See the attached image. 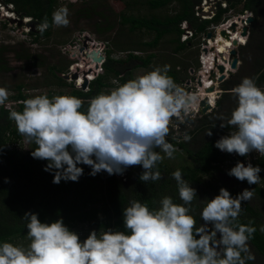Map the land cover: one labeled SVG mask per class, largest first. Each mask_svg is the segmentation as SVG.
Wrapping results in <instances>:
<instances>
[{"label": "clouds", "instance_id": "clouds-1", "mask_svg": "<svg viewBox=\"0 0 264 264\" xmlns=\"http://www.w3.org/2000/svg\"><path fill=\"white\" fill-rule=\"evenodd\" d=\"M0 8L7 18H15L12 5L1 1ZM68 17V8L61 6L53 12L51 23L67 27ZM23 20L33 22L31 17ZM49 26L45 17L37 26L38 31L43 33ZM105 57L106 51L104 61ZM168 71L167 65L155 67L108 92H101L90 98L86 109L84 101L76 96L35 95L23 101L22 111H10L9 119L15 122L17 132L36 146L31 156L48 162L45 171L55 170L53 183L58 184L62 179L78 181L83 174L79 164L89 166L92 176L102 170L109 175H122L128 167L142 166L139 179L155 182L162 178L158 163L175 158L177 148L168 141L171 130H178V123L188 124L200 109V97L178 85ZM231 94L236 98V107L229 117L221 115L218 119L221 128L235 130L218 139L214 146L229 154L246 157L256 152L264 157V88L256 84L254 77H244L231 89ZM10 95L7 88L0 87V106L5 105ZM205 135L212 133L209 130ZM173 139L177 143L190 142L191 136L185 131L182 141L177 136ZM260 172L258 165L238 161L227 175L255 185L261 180ZM172 178L182 204L164 196L157 208L150 209L147 204L132 200L123 209L126 231H91L83 241L62 219L42 223L36 213L25 212L21 219L26 221L29 243L26 246L0 243V264H246L254 261L248 241L256 228L252 221L247 225L236 223L242 203L252 200L254 191L246 188L233 197L221 188L211 200H200L203 207L199 215L203 223L197 225L191 214L196 190L183 179L180 169L172 173ZM260 231L264 232V226Z\"/></svg>", "mask_w": 264, "mask_h": 264}, {"label": "trees", "instance_id": "trees-1", "mask_svg": "<svg viewBox=\"0 0 264 264\" xmlns=\"http://www.w3.org/2000/svg\"><path fill=\"white\" fill-rule=\"evenodd\" d=\"M1 1L4 4L12 5L14 12L19 14L18 16L31 17L33 27H37L47 17L50 26L42 34L45 36L49 35L56 0ZM171 1L177 0H147L146 4L149 8L156 9L165 7ZM225 1L227 2V8H218L216 14L211 19H204L202 21H198L194 15V8L201 0L183 2L182 9L176 15L165 17L164 19L155 16L140 18L123 16L122 20L130 23L131 30L144 28L155 32V37L152 41L145 43L148 47L155 46L164 34L176 33L177 37L175 41L177 42V48L175 50L177 51L190 40L187 42L179 41L182 32L179 24L183 20H186L190 24L196 34L198 32L205 33L209 24L219 23L223 14L231 8H237L241 5L240 12H252L254 21H256L257 15L264 6V0ZM34 24L36 25L34 26ZM248 31L250 33L248 44L250 45L251 38L256 31L253 24H251ZM36 32L40 31L37 29ZM244 42L246 40L243 39L240 44ZM248 44L243 50L249 47ZM106 52L108 55H106L105 61L102 63L103 73L95 77V74H91V71L95 72L97 67L88 70L90 79L94 78L88 84V90L84 92L79 89H73L68 92V94L81 98L84 101V109L87 108L90 98L104 92L106 90L104 88L110 85L107 81L108 77L118 78L120 84H123L130 79H134L131 73L132 68L147 67L154 57V53H148L146 56L141 57L130 52L125 58L115 59L110 56L109 51ZM135 59L139 63L134 64L133 67L129 62ZM81 65L85 66V64ZM84 68L87 69V67ZM263 69L264 66L256 72L254 77L256 84L261 88H264ZM167 74L176 83L178 80L184 79L174 69L168 71ZM234 76L232 77L234 78ZM56 80L60 84H66L60 76H56ZM239 83L232 82L231 79L226 80L222 83V89L231 91ZM23 86L17 87V94L11 98L12 100L16 101L24 98L21 93ZM53 94L54 96L56 95L54 92ZM47 96L51 98L53 95L47 94ZM219 105L220 103H217V106ZM14 110L22 111L23 105L18 106ZM9 112V110L0 106V243L5 241L12 243L13 240L26 236L28 231L26 221L21 219L25 212L36 213L42 223H51L57 219H62L69 230L77 225H86L93 231L100 233L109 229L113 231H126L123 226V209L130 206V201L132 200L147 204L150 209L157 208L159 200L164 196L172 197L174 203H183L179 199L176 181L172 178V173L177 169L172 170L162 163H158L157 165L162 178L155 182L149 181L145 183L139 179L143 172L142 166L128 167L125 173L126 180H122L116 174L109 175L103 170L92 176L89 174L91 172L89 166L79 164L77 166L83 169V174L78 178V181L73 182L62 179L58 184L53 183L55 170L45 171L44 169L48 162L34 159L31 156L32 150L36 147L34 144L28 143L26 152L11 148L9 138L13 137L14 140H17L21 139V135L17 132L15 122L9 119ZM189 122L195 124V127L190 129V126L186 124L181 126V130L183 133L187 131L191 139L197 138L205 131H212L210 138L200 148L191 150L185 142L177 143V140L173 139V136H175L173 130H171L168 136V141L176 148L183 149L189 159L192 160L191 166L179 169L182 172L183 179L196 190L197 198L192 202L191 208L193 211L191 214L196 218L197 225H199L200 215L196 212L200 210L201 206L203 207L200 200H211L219 194V190L221 189V187L201 182L200 176H208L214 174L216 171H220V165L230 158L231 154L227 153L223 155L214 144L222 136L229 135L230 131H234L235 129L229 127L221 128L220 124L210 120V115H204L199 121L189 120ZM182 136H177V139L182 141ZM257 165L261 168L259 175L264 185V157L256 162L255 166ZM241 182L249 186L264 202V187H260L257 184L249 185L247 181ZM226 190L233 197L241 193L238 189ZM241 207L242 211L236 223L247 225L249 221L253 222L252 226L256 228V232L248 243L264 262V235L259 230L261 213H258L248 201L243 202ZM246 264L253 263L247 261Z\"/></svg>", "mask_w": 264, "mask_h": 264}, {"label": "rangeland", "instance_id": "rangeland-1", "mask_svg": "<svg viewBox=\"0 0 264 264\" xmlns=\"http://www.w3.org/2000/svg\"><path fill=\"white\" fill-rule=\"evenodd\" d=\"M146 1L147 0H56L54 11L61 6H66L69 10L68 18L70 23L67 27H56L52 25L50 33L47 36L41 32H36L38 28L33 27L31 23L27 25L23 17H17L19 15L17 13H14V19L7 18L4 16L6 13L0 8V49H2L0 51V87L7 88L11 93L8 101H11V98L16 96L17 87L22 85H24L22 91L25 94L28 93L31 95H35L39 92L47 93L49 91L54 92L56 95H70L68 92L73 89L81 90L83 87H77L73 78L67 79L63 77L61 73H66V71L69 70V65L73 63H77L74 65L76 70H78V66H81V68L83 67L81 64H85L84 67H87L88 70L97 67L91 66L81 55L82 50L93 45L91 44L94 43L93 41L104 43L106 47L105 51H109L108 53H110V56L115 59L125 58L129 51L141 57L146 56L148 53H154V57L147 67L132 68L131 73L133 78L143 75L153 70L155 67H163L164 65L169 66V71L174 69V65H179L183 69H186V67L191 64H195L196 66V56L200 52L199 46L205 42L203 41V37L205 38L206 36L202 35L203 32H198L184 47L177 51L175 50V48H177V42L175 41L177 37L176 33L164 34L155 46L148 47L145 43L152 41L155 37V32L148 31L144 28L131 30L130 23L122 20L123 16L135 18L155 16L160 19L174 16L182 9L183 2H187L188 0L171 1L165 7L156 9L149 8ZM230 10L231 13H228ZM230 10H228L223 17L231 14L242 15L240 12L241 5L237 8H231ZM252 24L254 28H256V31L251 38V44H248L249 47L244 50V47L236 49V51L239 52V57L242 62L240 68L242 67V69H239L241 70L239 72L233 70L237 73H233L235 74L234 78L232 77L233 74L229 77L232 82H241L244 77H254L256 72L263 67L264 6L257 15V20ZM35 25L36 24H34V26ZM250 26L251 25H248V30ZM31 32L33 33L31 34ZM243 39L244 38L239 39V43H241ZM96 45L98 46L99 44ZM65 47H76L77 50L74 52V55H71L69 51L64 50ZM93 47H91V51ZM230 50H232V47ZM87 52H89V50H87ZM106 55H108L107 52ZM129 63L133 66L139 62L135 59L131 60ZM52 67L56 69L54 70ZM84 67L82 68L83 72H81L79 76L86 74ZM101 73H103V71ZM180 74L183 78L187 75L183 72H180ZM56 76L62 77V80L65 81L66 84H60V82L56 80ZM107 81L110 85L104 88L106 89L104 92H108L120 84L118 78L111 76L108 77ZM113 81H117L118 84L113 83ZM179 81L180 80H178V82ZM83 89L86 90L85 87ZM236 104V98H232L227 102L225 101L221 109L220 107L218 109L216 108L209 114L210 120L220 124L218 118L221 115L225 118L229 117L231 111L236 107ZM12 109H14V107H12ZM200 119L201 118L196 117L189 120L199 121ZM189 125L190 129L195 127V124L191 122H189L187 126ZM208 131L201 133L195 139H191L190 142H185L188 148L191 150L200 148L203 143L210 138V136L205 135ZM20 138L21 139L14 140L13 137H10V146L12 149L16 148L26 152L28 149V142L24 137L21 136ZM156 151H159V149H156ZM174 157V159L165 158L161 163L172 170L192 165V160L189 159L187 153L183 149L177 147ZM220 166V171H216L212 175L200 176V181L205 184H212V186L224 187L228 190L238 189L240 192L246 188L251 189L235 177L227 175L228 170L232 167H230L226 161ZM257 185L264 187L262 180H260ZM248 202L258 213H261L259 222L260 230V228L264 226V202L255 192L253 199ZM201 210L202 206L196 213L199 214ZM202 223L203 221L200 219L199 224ZM70 231L77 233L81 241H83L93 230L86 225H77L71 228ZM261 233L264 235V232ZM12 243L26 246L29 241L27 236H24L13 240ZM249 248L251 253L255 256V260L250 262L253 264H264L250 244Z\"/></svg>", "mask_w": 264, "mask_h": 264}, {"label": "built area", "instance_id": "built-area-1", "mask_svg": "<svg viewBox=\"0 0 264 264\" xmlns=\"http://www.w3.org/2000/svg\"><path fill=\"white\" fill-rule=\"evenodd\" d=\"M218 8H227V2L225 0H201V2L195 6L194 8V15L195 17H197L198 21H202L204 19H211L215 14L216 11L218 10ZM228 12V11H227ZM226 12V13H227ZM245 12V14H244ZM242 15H235V14H231L228 15L226 17L221 18L220 22L217 24H211L210 26H207V30L205 33H202V35L206 36L207 32H212L213 36H215L220 30L225 29L227 30L228 33H231L230 31V26L232 23H236V31L237 29L240 30V34L242 32V28L245 26H248L245 22V20L248 17H253V14L251 12H247L244 11ZM231 13V10L228 12ZM225 14V13H224ZM223 14V15H224ZM180 29L182 30L181 34H180V42H187L189 39H192L195 35L196 32L195 30L190 26V24L186 21L183 20L180 24H179ZM212 36V37H213ZM211 37V38H212ZM211 38H207V37H203V42L199 47H200V52L199 54L196 56V66L195 64H191L189 66L186 67V69H183L182 67H180L179 65H177L175 68L176 70H180L181 72L183 71V73H186L187 75L185 76L184 79L180 80L179 82H177L178 85H180L181 87H183L186 91H188L189 93H195L200 97V102L203 101L206 98V93H204L205 88L203 87V84H201L203 82V79H208V85H210V83H214L213 86V90L212 92H219V98L217 99V101L215 102V104H211L210 101V105H211V109H209L207 111V113L211 114L217 107V103L218 100L221 97L222 94V90L220 89V85L222 84L221 81H219L220 78V73L216 68V65H219L220 63H218L217 61L218 58L214 57V54L212 52H210L209 50V40ZM230 38V37H229ZM244 39H246V42L242 43V44H238V48L239 47H245L248 44L249 41V35H247L246 37H243ZM94 43H91L93 45H91V47H93V50H96L98 52V55H105V44L100 42L97 43L95 41H93ZM96 44H99L98 46ZM91 47H87L84 50H82L81 55L83 57L85 56V52L86 49L90 50ZM76 47H65L64 50H67L71 53V55H74V49ZM227 55V59L225 60V65H224V73L226 74V78H228L230 76L231 73H233V69L231 68V63H230V59H229V54ZM214 58V60H213ZM104 59H102L101 61L98 62L96 71L93 72L91 71V74H95L94 76H96L97 74L101 73L103 71L102 69V63H103ZM215 63V65H213V67H211V62ZM81 62V61H80ZM79 62V63H80ZM192 63V62H190ZM77 63H73L71 65H69L68 67V71H66V73H61L63 77H65V75H68L69 79H72V76L74 74H77L79 76V74L81 72H83L81 66L78 67V71H76V68L74 67V65ZM241 64V61L239 62V65ZM222 65V64H221ZM213 72L214 76L212 77L210 75V73ZM204 74L207 75V78H204ZM78 76L74 79H78ZM90 79H88V83H89ZM200 81V84H199ZM77 87H81V84H75ZM24 87V86H23ZM23 89H21V93L24 96V98L22 99H18V100H11V101H7L5 103V105H3L4 109L12 111L15 108H17L20 105H23V101L25 99L31 98L32 96L35 95H41V94H53L52 91H49L47 93H43V92H39L36 93L35 95H31L28 93H24L22 91ZM88 90V85H86V90ZM82 91H84V89H82ZM84 91V92H85ZM52 96V97H53ZM210 100V98H208ZM12 107H14V109H12ZM207 113H203V109L200 106V109L197 113L194 114L193 117H191L190 119L199 117L202 118L204 115H207ZM178 123V122H177ZM184 124H180L178 123V130L177 129H173L175 132V136H182L183 132L181 130V126ZM177 131L179 133V135H177ZM223 155H226L227 152H222L220 151ZM262 157L259 156L256 152H252L250 153L248 156L244 157V156H239L235 153L231 154L230 158L227 159L226 163H228V165L230 167H234L235 164L239 161L244 163L245 165H247V163H251L253 166H255L256 162H258ZM126 170L124 171V173L122 175L120 174H116L119 178H121L122 180H126V176H125Z\"/></svg>", "mask_w": 264, "mask_h": 264}, {"label": "bare ground", "instance_id": "bare-ground-1", "mask_svg": "<svg viewBox=\"0 0 264 264\" xmlns=\"http://www.w3.org/2000/svg\"><path fill=\"white\" fill-rule=\"evenodd\" d=\"M228 34L230 37L229 39H226L225 37L221 36L220 32H218L215 36H213L209 40V45H210L209 51L214 54V57L218 58L219 61H217V62L218 63L221 62L220 64H222L223 66L226 64L225 63V60L227 59L226 54H229L231 47H232V49L235 48V46L233 45L232 42L236 41L237 44H240L239 39L243 38L240 34L239 29H237V31L235 30V32H231ZM240 37H242V38H240ZM90 51H91V49L89 50V52H87V50H86V52H85L86 57L82 56V58L86 59L87 63H90L91 66L95 67L98 65V62L94 61V59L91 57V55L87 56V54L91 53ZM213 60H214V58H213ZM210 64H211V67H213V65H215L214 61H213V63L211 62ZM76 71H78V70H76ZM85 71H86L85 72L86 74H82L81 76H78V79H76V84H78V85L81 84V86H82L88 79H90V73H89L88 69L85 68ZM220 76H222V75L220 74ZM204 78H207L206 74H204ZM73 80H75V79H73ZM208 81H209L208 79H203V82L201 84H203V87L205 88L204 93H206V94L209 93L208 95H206V98H210L211 104L213 105L217 101V97H219V92H212L215 90L207 92L208 89H211L214 86L213 82L210 83V85H208L209 84Z\"/></svg>", "mask_w": 264, "mask_h": 264}, {"label": "water", "instance_id": "water-1", "mask_svg": "<svg viewBox=\"0 0 264 264\" xmlns=\"http://www.w3.org/2000/svg\"><path fill=\"white\" fill-rule=\"evenodd\" d=\"M254 20H255L254 17H248L245 20V22H246L247 25H251L254 22ZM29 24L30 23H27V25H29ZM236 27H237L236 26V23H232L231 26H230V31L231 32H235ZM219 32H220V35L221 36L225 37L226 39H229V34H228L227 30L222 29ZM249 34L250 33L248 31V26L243 27L242 28V32H241V36L242 37H246ZM212 36H213V33L212 32H207V34H206V37L207 38H211ZM232 43L235 46V48L232 49V50H230V52H229V59H230V63H231V68L234 71H238L240 69V65H241V64L239 65V62L241 61L240 60V57H239V52L236 51V49L238 48V44H237L236 41H233ZM76 50L77 49L75 48L74 49V52H76ZM90 52L91 53L90 54H87V56L91 55V57L94 59V61L99 62L102 59H104V56L98 55V52L96 50H92ZM216 68L219 71V73L222 75V76H220L219 81L222 82V81L226 80V76H225L226 74L224 73V66L221 65V64H219V65H216ZM210 75L213 77L214 76V73L211 72ZM76 77H77V74H74L72 76L73 79L76 78ZM65 78L68 79L69 78L68 75H65ZM199 84H200V81H199ZM86 85H87V82H85L82 85V87L84 88V87H86ZM212 90H213V88L208 89L207 92H210ZM200 106L203 109V113H207V111L209 109H211L210 100L208 98H205L203 101L200 102ZM207 115H209V113H207Z\"/></svg>", "mask_w": 264, "mask_h": 264}, {"label": "crops", "instance_id": "crops-1", "mask_svg": "<svg viewBox=\"0 0 264 264\" xmlns=\"http://www.w3.org/2000/svg\"><path fill=\"white\" fill-rule=\"evenodd\" d=\"M242 63V62H241ZM263 66H264V64H262ZM176 66L174 65V70L175 71H178L179 73L181 72L180 70H176V68H175ZM240 69H242V67L240 68ZM239 71H241V70H238L237 72H239ZM263 71H264V69H263ZM183 72V71H182ZM237 72H235V74L237 73ZM235 74H233V75H235ZM230 77H231V75H230ZM255 77V76H254ZM229 78V77H228ZM228 78H226V80H229ZM226 80H224V81H226ZM223 81V82H224ZM222 82V83H223ZM222 88V84L220 85V89ZM222 90V94H221V97H220V99L218 100V103H220V105L219 106H217L216 108L218 109L219 107H220V109L222 108V106H223V104H224V102L226 101H228V100H231L232 98H235L232 94H231V91H225V90H223V89H221Z\"/></svg>", "mask_w": 264, "mask_h": 264}]
</instances>
